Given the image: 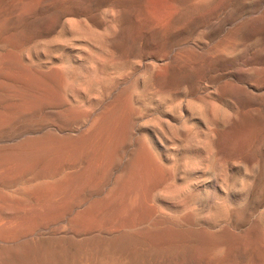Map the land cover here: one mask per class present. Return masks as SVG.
Here are the masks:
<instances>
[{"label":"bare ground","instance_id":"6f19581e","mask_svg":"<svg viewBox=\"0 0 264 264\" xmlns=\"http://www.w3.org/2000/svg\"><path fill=\"white\" fill-rule=\"evenodd\" d=\"M228 1L0 0V264H264V104L174 100L264 43L261 0L193 42Z\"/></svg>","mask_w":264,"mask_h":264},{"label":"rangeland","instance_id":"374dc122","mask_svg":"<svg viewBox=\"0 0 264 264\" xmlns=\"http://www.w3.org/2000/svg\"><path fill=\"white\" fill-rule=\"evenodd\" d=\"M232 2H233V0L228 1L227 4H229V7L226 4V5H224V9H221L222 11L218 10V12H216V17L219 20L221 19L220 22H222V23L219 24L220 28H218L216 33L214 32L215 34L211 33V35L209 34L207 37L200 39L197 36V34H199V30H201V28L199 30L196 28L197 31L196 32L194 31L195 34L193 33L194 35L192 34L191 36L194 39V40L192 39L193 42L194 43L196 42L195 43L196 45L198 43L197 46H199L200 48H213L216 44L221 43V41H223L222 39H224L229 34V32L231 31V29L229 27L231 25H229V24H231L236 19L235 15L239 16V14H237L238 12L230 13L229 10H231V9L228 10V8L231 7ZM260 3L261 4H259V6H260L259 9H264V0H261ZM225 9H227V10H225ZM106 10H107V6L103 5V7H101V11H100L101 14H99V18L98 19L101 18L104 24L102 23V25L100 26L101 28L98 27L97 30H99V32L100 31H104V28H106L109 25V23H110V21L112 19V15H110V12H108V10L107 11ZM223 10H224L225 13L223 12ZM227 11H229V12H227ZM225 14H227V17H226ZM230 15H232L231 16L232 19L233 18H235V19L229 20L231 18V17H229ZM224 16H225V18H224ZM219 17H221V18H219ZM226 20L228 21V23H227ZM224 23H227V24H224ZM226 25L229 28L226 27ZM224 29H225V31H224ZM206 38H208V40ZM252 40L250 42H248L249 43V45H248L249 47L246 45L248 43H245V44L240 43L241 45L238 43L241 46V47H238V45H237L238 48L236 47V44H235L234 45L235 47H233V50L234 49L235 50L234 51L231 50V52H234L235 54L232 53L231 55H229V57H228L229 60H227L228 58L227 59L224 58L227 61H224V59L222 58L223 61L222 60L220 61L218 59L217 61L211 62L212 65L209 66L211 68V70H208V69H210L208 66H206V67H208L207 69H206V67H203L204 70H203V68L201 69V70H203V72L202 71H200L201 73L199 72L200 73L199 75H201L202 78L200 79V77L198 75V78H197L198 80L196 79L194 81V84L192 86L188 87L189 89L188 88L185 89V90L180 89L178 91V93L175 94L176 98L174 100L178 101L180 98H183V100H185L187 102L189 101V102H192V103L195 102L196 104H202L203 107L204 106L205 107L206 106L207 107H212L215 104L214 107H216V105H219L218 107H221L222 109L226 108V110L231 109V110H229V112L233 111L232 113H235L236 110H237L236 109L237 107L235 108V106H237V104H235V102H237V100L235 99L234 95H235V93L239 92V93H243L246 96H248L251 99V101H253V102H257L258 101V102H262L264 104V54H263L264 51H263V48H262L264 46V43L263 42H259V41H255V40H253V42H252ZM207 41H208V43H207ZM213 42H215V43H213ZM242 47L243 48L246 47V49L244 48L245 50L244 49L241 50ZM238 49H239V51H238ZM176 51H178V50H176ZM236 54H238L239 56L236 55ZM213 63H214L215 66H217V67L219 66L218 69H217V67H213L214 66ZM134 64L137 65V63H134ZM134 64H132L133 66L131 65L133 68L135 66ZM145 67H148V66L146 65ZM143 68L144 67H142V69ZM73 69H75V70H73L74 73H78V72L81 71L78 66L75 67V68L73 67ZM145 69L146 68H144L142 71H144ZM142 71H139V73L142 74L143 73ZM215 71H217V72H215ZM110 72L111 71H109L108 74ZM139 73H137V74L139 75ZM202 74H204V75H202ZM109 77H111V79H112V77L115 78L116 81L118 80L117 79V75L115 77L113 73H111V75ZM123 77H125V78H123ZM120 78H121L120 81H124V82L128 79V77L126 76V73L122 74V76H120ZM115 79H113L114 82L112 80L113 83H110V84H112L111 87L109 85V87H110L109 89L110 90L114 89L116 84H117ZM122 79H124V80H122ZM113 84H114V86H113ZM110 90H108V93L110 92ZM94 93L90 91V92H87V93L83 92L81 94H83V97H84L83 100H85L86 102H94L95 100H96V102H100V98L98 96H96L98 94L96 92H94ZM105 94H107V92H105L104 95ZM252 95H253L254 98H252ZM95 97H97V99ZM100 97H101V99H102V97L104 98L103 95L100 96ZM98 98H99V100H98ZM85 101H83V102H85ZM213 102H214V104H213ZM205 107H204V109L206 110L207 107L206 108ZM214 107H212V108H214ZM212 108L211 109H207L208 110L207 112L209 113L212 110ZM263 109H264V107H263ZM263 109L259 108V110L257 111V110H254V108L253 109L251 108L250 111H249V114L247 113L248 114L247 117L249 116L248 118L252 119V118L257 116L256 113L260 112L259 114H262ZM261 110H262V112H261ZM211 112L209 114H211ZM237 112H239V111H237ZM250 115H252V116H250ZM262 116L264 117V113L262 114ZM204 126L206 127V125L203 124V123L197 124V127L196 126H194L195 128L193 127V129H195L194 132H197L199 127L201 129L203 127L202 130L204 131L206 129ZM217 126L219 127V130H223L224 129L219 123L214 124V127L218 129ZM202 130H200L198 132H201ZM260 141L261 142H259L258 145H256V146L258 148L257 149L258 150V154L260 155V156L259 155L258 156L261 158V159L259 158V160H260L261 164L264 165V138L262 140H260ZM239 154H238V156H241V154L240 155ZM231 228L233 230H234V228L236 230H239L238 228L233 227L232 225H231Z\"/></svg>","mask_w":264,"mask_h":264}]
</instances>
